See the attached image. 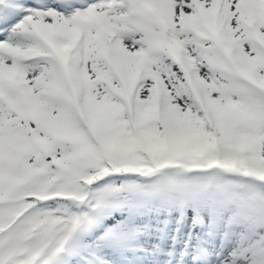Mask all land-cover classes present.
Listing matches in <instances>:
<instances>
[{"label": "snow or ice", "instance_id": "6c2138e0", "mask_svg": "<svg viewBox=\"0 0 264 264\" xmlns=\"http://www.w3.org/2000/svg\"><path fill=\"white\" fill-rule=\"evenodd\" d=\"M0 264H264V0H0Z\"/></svg>", "mask_w": 264, "mask_h": 264}]
</instances>
